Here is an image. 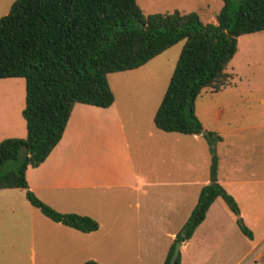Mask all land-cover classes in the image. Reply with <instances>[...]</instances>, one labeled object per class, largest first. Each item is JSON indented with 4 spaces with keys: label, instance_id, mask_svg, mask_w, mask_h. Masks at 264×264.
<instances>
[{
    "label": "trees",
    "instance_id": "obj_1",
    "mask_svg": "<svg viewBox=\"0 0 264 264\" xmlns=\"http://www.w3.org/2000/svg\"><path fill=\"white\" fill-rule=\"evenodd\" d=\"M262 30L264 0H224L217 24L202 22L196 12L145 14L137 0H14L0 17V78L25 79L27 134L0 141V189L25 190L30 204L54 222L85 233L97 230L92 217L61 213L41 201L28 188L27 168L39 166L59 142L75 103L109 107L114 102L109 73L138 68L183 40L153 120L166 132L203 133L211 162L209 183L201 188L175 242L191 238L218 197L252 239L238 203L217 181L215 145L221 136L203 131L195 101L205 88L228 84L226 69L238 38ZM22 145L26 151L20 153ZM174 245L164 264H169ZM82 264L100 263L89 259ZM175 264H180V254Z\"/></svg>",
    "mask_w": 264,
    "mask_h": 264
},
{
    "label": "crops",
    "instance_id": "obj_2",
    "mask_svg": "<svg viewBox=\"0 0 264 264\" xmlns=\"http://www.w3.org/2000/svg\"><path fill=\"white\" fill-rule=\"evenodd\" d=\"M245 35H248L247 47L253 46L254 50L258 48L254 43H261L264 56V30ZM239 52L238 46L227 66L226 71L231 75L228 84L218 90L205 88L199 96L205 93L209 97H219L235 93L236 89L232 86L235 68L231 64ZM161 54L138 68L109 73L107 80L114 94V102L109 107L75 103L59 142L39 166L27 168L28 188L40 200L58 212L87 215L99 223L97 230L82 233H97L111 220L114 223L112 228L121 229L124 234L123 228L133 226V222L138 225L141 221V215L129 214L122 216L119 221L121 225H115L112 218L114 215L110 214L108 205L102 200L108 197L110 189L143 190L142 193L147 194L145 189L149 187L157 190L196 191L209 183L207 171L209 172L211 161L200 146L204 140L203 133L166 132L155 126L154 115L168 82L165 80L157 87L155 75L149 78V82L146 78L142 81L143 84L140 77L145 75L147 66ZM254 75L253 72L252 76ZM247 90L251 101H254L255 93H261L256 99L257 106L251 103L246 109L245 117L239 121L226 118L223 122L225 108L230 107V104H224V108L218 105L211 113L213 127L205 126L196 112L195 101V114L203 125V131H215L221 136V140L215 145L217 181L234 197L239 208L241 200L253 197L255 186L260 185L264 189V87L248 86ZM6 102L2 105L4 115L8 107ZM204 107L206 113L210 114L212 109L207 104ZM25 126V120L19 119V130L16 129L15 134L18 138L24 135L25 130L27 134ZM132 144L137 149L148 148L152 151L155 166L139 172L141 169L137 168L131 153ZM224 147L227 149L222 151ZM222 171L228 176L224 177ZM147 173L153 175L152 180L145 178L143 174ZM15 189L20 188L0 191ZM23 191L25 194V190ZM186 195L189 199L184 201V192L181 193L178 204L182 209L176 211L177 215L183 216L184 223L196 203L195 198L191 202V197H194L191 192ZM218 199L221 198H216L211 204L205 219L191 238L183 241L180 252L209 220ZM129 207H132L130 203ZM134 207L140 208L141 205L136 202ZM242 214L243 208L240 209V216ZM179 230L170 232L168 236L173 240ZM261 250H264V245L260 247ZM89 259L103 263L101 258Z\"/></svg>",
    "mask_w": 264,
    "mask_h": 264
},
{
    "label": "rangeland",
    "instance_id": "obj_3",
    "mask_svg": "<svg viewBox=\"0 0 264 264\" xmlns=\"http://www.w3.org/2000/svg\"><path fill=\"white\" fill-rule=\"evenodd\" d=\"M13 2L14 0H0V17L9 12ZM137 2L145 14L173 10L196 12L202 22L214 24H217V14L224 4V0ZM247 36L238 38L240 52L231 64L235 68V74L232 75L235 93L219 97H209V94L204 93L196 99V112L207 127H213L211 113L218 105L224 108V104H230V107L225 108L223 122L226 118L239 121L245 117L246 109L251 103L257 106L256 99L261 93H255L254 101H251L247 88L264 87V56L261 43H254L258 46L254 50L253 46L247 47ZM183 44V40L179 41L154 59L147 66L140 81L147 78L149 82V78L155 75L157 87L165 80L169 83ZM4 102L8 103L5 115L2 106ZM206 104L212 109L210 114L204 109ZM24 105L25 79L0 78V141L17 137L15 134L19 130V119H24ZM23 134L21 138L26 136V130ZM202 143L201 149L211 161L209 143L205 137ZM226 149L224 147L222 151ZM131 153L137 168L141 169L139 172L155 166L152 151L148 148L137 149L132 144ZM208 173L207 171V176ZM222 173L224 177L228 176L224 171ZM143 175L150 180L153 178L150 173ZM142 191L128 188L110 189L108 197L102 198L108 205L110 214L114 215L112 218L115 225H121L119 221L122 216L141 215L138 225L133 222L131 225L134 227L127 225L123 228L124 234L121 229L112 228L114 223L111 220L97 233H82L47 218L30 204L23 190L0 191V264H82L85 260L95 257L101 258L104 264H164L170 244L176 245L178 242H175V238L172 240L168 234L181 229L184 224L183 216L176 214L178 209H182L178 204L181 201V193L184 192L185 201L189 199L186 194L191 192V196L194 195L191 202L195 198L197 203L200 189L175 191L149 187L145 189L147 194ZM253 193L252 198L241 200L240 207L243 208L241 218L252 232V239L240 231L236 224V215L222 199H218L209 220L194 234L188 246L181 250L180 264H264V250L260 251V247L264 245V189L257 185ZM136 202L141 205L140 208L134 207ZM129 203L132 207L128 208Z\"/></svg>",
    "mask_w": 264,
    "mask_h": 264
},
{
    "label": "water",
    "instance_id": "obj_4",
    "mask_svg": "<svg viewBox=\"0 0 264 264\" xmlns=\"http://www.w3.org/2000/svg\"><path fill=\"white\" fill-rule=\"evenodd\" d=\"M26 151V146L25 145H22L21 148H20V153ZM183 245V242L181 241H178L176 243V245L174 246V250H173V253L170 257V261H169V264H175L179 254H180V248L181 246Z\"/></svg>",
    "mask_w": 264,
    "mask_h": 264
}]
</instances>
